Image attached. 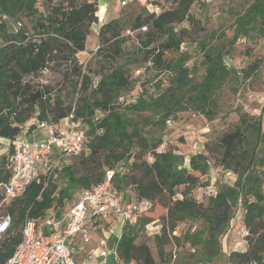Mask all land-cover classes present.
I'll return each mask as SVG.
<instances>
[{"label": "trees", "instance_id": "trees-1", "mask_svg": "<svg viewBox=\"0 0 264 264\" xmlns=\"http://www.w3.org/2000/svg\"><path fill=\"white\" fill-rule=\"evenodd\" d=\"M201 2L172 0L171 7L159 14L148 13L145 8L140 13L131 9L100 23V0H0V138L12 141L25 130L28 136L43 121L58 130L73 114V122L84 131L88 145L73 159H79L80 174L78 164L71 160L61 171L34 181L24 195L7 206L13 221L0 242V264H8L12 258L27 217L39 224L44 222L50 209L64 207L70 201L72 204L80 192L104 182L109 171L115 172L113 187L127 202H151L140 222L124 226L116 239L119 264L170 262L172 253H167L166 247L172 244L170 238L181 224L187 228L181 236H174L178 242L183 236L180 248L188 246V252L194 251L195 264H209L221 257L225 234L238 210L244 214L246 247L232 250L228 262L264 263L262 117L241 112L233 130L207 139L203 151L196 154L159 151L166 122L179 113L191 110L208 118L217 115L214 97L231 73L220 53L206 51L201 82L194 81L193 71L181 54L165 59L167 52H180L188 35V28L177 31L175 26L199 25L194 10ZM258 20L264 22V0H255L241 19H236L234 31L237 36L245 35L249 25ZM95 25H99L96 55L105 64L125 58L126 31L146 28L136 36L140 51L155 67L171 73L169 87L157 96L141 87L120 102L125 93L136 88L128 66L108 69L104 65L94 72L78 59V54L86 51L87 38ZM251 67L257 70L256 64ZM62 69L60 85L69 84L72 95H77L71 100L60 85L39 82L43 70L53 73ZM149 154L152 162L148 161ZM216 169H220L218 174L235 175L236 182L217 183L215 196H209L207 202L199 200L198 191L203 193L211 185L210 175ZM9 178L6 165H1L0 183ZM157 206L167 209L161 218L160 234L155 236L160 261L147 243L137 242L141 231L154 221L147 214Z\"/></svg>", "mask_w": 264, "mask_h": 264}, {"label": "rangeland", "instance_id": "rangeland-1", "mask_svg": "<svg viewBox=\"0 0 264 264\" xmlns=\"http://www.w3.org/2000/svg\"><path fill=\"white\" fill-rule=\"evenodd\" d=\"M123 0H102L101 2V21L109 22L116 18L120 13L126 14L132 10L140 13L147 10L149 5H154L162 9L171 7L170 0H155L140 3L128 1L127 5L121 6ZM255 0H215L214 3L208 4L205 0L197 4L194 10L196 20L199 22L197 27H190L188 23L177 25L176 30L188 28L186 41L183 43L179 53L167 52L165 59L167 61L175 59L181 54L186 65L193 73L195 82H201L205 75V55L206 51L220 53L223 56V65L231 70L230 76L215 94L214 105L217 115L214 118H208L201 113H195L188 110L181 112L176 118H171V125H166L163 132V144L160 149L175 150L180 154L189 156L203 151V144L209 138L222 136L224 133L234 129L239 120L241 112H247L253 116L263 119L264 124V22L256 21L249 25L247 34L235 32L236 19L240 18L245 10L252 5ZM146 28L140 31H126L125 36V58L112 61L111 64H105L101 57L96 55L99 48L98 29L95 25L87 38L86 51L78 54L79 62L84 68L90 67L92 71L101 70V66H107L111 69L116 66L127 65L135 82L136 88L125 93V98L129 99L132 94H136L143 87L150 89L155 96L164 92L170 85V74L164 69L157 68L153 62L146 60V54L140 51V43L137 41V34L145 33ZM257 65V70L251 69L253 65ZM141 70V74L136 72ZM64 69L56 71L47 76L46 80L52 87H58L63 80ZM249 73V75L247 74ZM96 83V82H95ZM63 94L70 97V100L77 95H72L71 87L65 83L60 85ZM125 99V100H126ZM82 130V129H81ZM87 143L85 150H87ZM160 150V151H161ZM11 151V143L8 141H0V168L6 165V159ZM3 160V161H2ZM75 159L72 162L78 164L76 170L79 173L81 165ZM80 174V173H79ZM211 183L216 187L223 183L234 184L237 180L236 176L231 173L218 174L211 173ZM218 183V186H217ZM63 186V185H62ZM217 189V188H216ZM264 189V188H263ZM79 196V194H78ZM208 190H199L197 198L201 201H208ZM71 202V201H70ZM68 202L62 209H66ZM6 212V208L0 211V214ZM167 209L157 206L147 215L154 221L141 231L138 243H147L154 254L157 261H160L158 247L156 245L155 236L160 234L161 218L166 216ZM96 223V218L93 219ZM101 230H96L92 235V242L85 248L84 252L75 255L76 264H98L102 262L100 257L99 240L105 238L108 242L105 250H110L115 240L120 236L122 231V221L118 218H111L103 221ZM186 224H181L179 229L170 238L172 244L166 247L167 253H172V259L167 263L159 264H195L196 258L193 256L194 251L188 252V246L180 248L183 243V236L178 242L174 236H181ZM244 227L243 210L236 212L233 222L229 225L225 239L223 241V253L209 264H231L228 262V255L232 250H241L246 247L244 236L246 234ZM187 251H182V250ZM180 252V253H179ZM184 252V253H183ZM184 256L180 258L179 254ZM83 256V257H82ZM82 257V258H81ZM194 257V258H193ZM107 264H115V258L110 255ZM200 264V263H199ZM264 264V263H263Z\"/></svg>", "mask_w": 264, "mask_h": 264}, {"label": "built area", "instance_id": "built-area-1", "mask_svg": "<svg viewBox=\"0 0 264 264\" xmlns=\"http://www.w3.org/2000/svg\"><path fill=\"white\" fill-rule=\"evenodd\" d=\"M205 2L212 4L215 0ZM125 5L126 0H123L121 6ZM160 11L158 7L152 10L156 14ZM50 74V71L43 70L39 82L47 85L46 78ZM136 74H141V70ZM125 99L124 96L121 97L120 102ZM73 118L71 114L66 121L67 127L63 130H56L47 121L39 122L37 129L44 133L40 140L29 141L20 136L10 141L12 152L6 163L10 178L6 183H0V211L7 208L14 199L24 195L28 187L41 176L48 177L61 171L64 164L82 155L86 137L84 131L73 122ZM171 123V120L167 121L168 125ZM148 161H153L151 154L148 155ZM219 172L220 169H216V173ZM114 173L109 171L104 182L80 192L78 199L66 209L63 210L60 206L50 209L44 222L39 224L27 217L22 228V240L8 264H76L75 255L85 251V246L92 241L93 232L101 227L103 221L118 218L123 227L137 225L150 209L151 202H127L123 193L113 187ZM207 190L209 196L217 194L214 183L205 192ZM94 218L96 223H93ZM12 221L10 213L0 214V242L9 232ZM98 221L101 222L100 225L97 224ZM98 244L102 258V262L98 264H107L110 255L114 256L115 264L120 263L118 240H115L110 250H105L108 245L105 238H101Z\"/></svg>", "mask_w": 264, "mask_h": 264}, {"label": "crops", "instance_id": "crops-1", "mask_svg": "<svg viewBox=\"0 0 264 264\" xmlns=\"http://www.w3.org/2000/svg\"><path fill=\"white\" fill-rule=\"evenodd\" d=\"M147 1H155V0H147ZM101 2H102V0H100V9H102V5H101ZM137 2L138 3H140L141 5L144 3V2H142V0H137ZM154 7H157V6H154L153 4L152 5H149L148 6V9L150 10V11H152L153 10V8ZM118 17V16H117ZM116 17V18H117ZM99 18H100V23H102L103 21H101V10H99ZM115 19V18H114ZM97 29L99 30V25H97ZM67 127V124H66V122L65 123H62L61 125H59V127H58V130H63V129H65ZM26 131L27 130H25V132L23 133V135H22V137L23 138H25V139H27V140H29V141H36V140H40V139H42L43 138V135H44V133L42 132V130H40V129H36V130H34L30 135H28V136H26ZM1 140H3V141H8V142H10L9 140H6V139H2V138H0V141ZM102 227V226H101ZM92 242V241H91ZM85 248H87V246H85ZM79 254V253H78ZM83 257V256H82ZM81 257V258H82ZM83 264V263H82Z\"/></svg>", "mask_w": 264, "mask_h": 264}]
</instances>
